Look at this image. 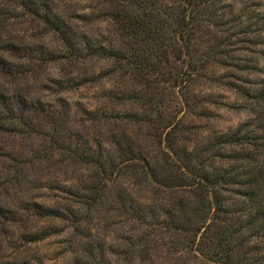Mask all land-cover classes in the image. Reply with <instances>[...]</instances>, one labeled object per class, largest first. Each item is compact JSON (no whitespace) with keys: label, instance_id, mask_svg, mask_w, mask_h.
<instances>
[{"label":"trees","instance_id":"16d2710c","mask_svg":"<svg viewBox=\"0 0 264 264\" xmlns=\"http://www.w3.org/2000/svg\"><path fill=\"white\" fill-rule=\"evenodd\" d=\"M9 1L57 36L59 48L47 53L48 61L98 65L73 79L75 86L120 78L124 85L111 94L132 107L123 112L82 109L83 128L105 130L98 131L95 142L78 145L59 135L67 128L63 114L71 113L66 100L57 110L40 99L0 92V132L6 125L21 126L31 135L27 119L37 113L52 126L38 131L50 153L64 156L61 166L92 172L66 184L64 191L74 195L75 189L78 200L66 207L41 204L39 216L71 220L76 228L92 211L105 212L110 227L123 215L137 224V236L124 241L140 251L146 264H264V133L244 137L239 126L194 146H182L176 138L189 104L176 90L187 89L203 67L198 53L211 31L210 8L217 0H91V10L76 17L105 22L106 35L79 34L37 0ZM213 53L214 48L206 54ZM170 95L177 104H168ZM2 198L0 244L3 234L25 224L26 212L2 205ZM72 202L80 203L82 212ZM86 253L99 264L92 248Z\"/></svg>","mask_w":264,"mask_h":264},{"label":"rangeland","instance_id":"374dc122","mask_svg":"<svg viewBox=\"0 0 264 264\" xmlns=\"http://www.w3.org/2000/svg\"><path fill=\"white\" fill-rule=\"evenodd\" d=\"M37 2L47 5L55 18L65 19L79 34L108 33L105 22L77 19L78 13L91 10V0ZM0 9L4 12L0 15V57L5 62L0 65V92L40 99L48 108L57 110L60 100H66L71 113L63 114L61 120L67 128L59 129V135L64 139L71 137L78 145L95 142L98 131L105 130L83 128L87 121L82 109L99 107L107 112H123L132 108L129 103H118L111 94L124 85L120 78H109L104 84L75 86L73 79L98 65L66 58L48 61L47 53L59 48L54 32L23 14L9 0H0ZM210 11L211 31L198 53L203 67L192 76L187 89L176 90L183 101L184 97L189 100L176 129L182 146L205 144L239 126L243 136L264 133V0H217ZM212 48V56L207 55ZM184 90L187 93L183 94ZM172 98L168 96V104H177ZM27 123L33 131L31 135L23 132L21 126L13 130L6 125L0 132L1 204L7 202L26 211L22 215L25 224L1 236L0 264H95L86 256V250L91 248L98 254L99 264H146L140 251L132 250L124 241V237L132 240L137 236V224L123 215L116 217L117 223L110 227L105 222V212L92 211L86 223L76 228L71 220L39 216L41 204L66 207L78 200L76 190L72 189L74 195H70L64 191L65 186L79 183L84 174L92 172L61 166L66 162L64 156L57 151L50 153L38 131L41 126L51 131L52 126L44 125L37 113H31ZM14 168L19 171L16 173ZM71 205L82 212L80 203ZM1 229L0 225V232Z\"/></svg>","mask_w":264,"mask_h":264}]
</instances>
